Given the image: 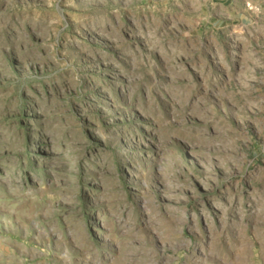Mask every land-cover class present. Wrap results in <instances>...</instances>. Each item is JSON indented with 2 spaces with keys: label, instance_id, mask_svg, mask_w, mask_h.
<instances>
[{
  "label": "rangeland",
  "instance_id": "obj_1",
  "mask_svg": "<svg viewBox=\"0 0 264 264\" xmlns=\"http://www.w3.org/2000/svg\"><path fill=\"white\" fill-rule=\"evenodd\" d=\"M0 0V264H264V9Z\"/></svg>",
  "mask_w": 264,
  "mask_h": 264
},
{
  "label": "built area",
  "instance_id": "obj_2",
  "mask_svg": "<svg viewBox=\"0 0 264 264\" xmlns=\"http://www.w3.org/2000/svg\"><path fill=\"white\" fill-rule=\"evenodd\" d=\"M246 8L253 13H260L264 6L248 2L246 3Z\"/></svg>",
  "mask_w": 264,
  "mask_h": 264
},
{
  "label": "crops",
  "instance_id": "obj_3",
  "mask_svg": "<svg viewBox=\"0 0 264 264\" xmlns=\"http://www.w3.org/2000/svg\"><path fill=\"white\" fill-rule=\"evenodd\" d=\"M250 1H251V3L264 6V0H250Z\"/></svg>",
  "mask_w": 264,
  "mask_h": 264
}]
</instances>
